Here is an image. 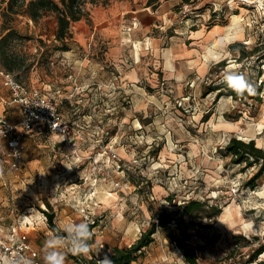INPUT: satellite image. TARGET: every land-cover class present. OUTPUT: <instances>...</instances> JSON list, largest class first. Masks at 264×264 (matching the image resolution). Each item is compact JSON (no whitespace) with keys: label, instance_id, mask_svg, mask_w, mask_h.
<instances>
[{"label":"rangeland","instance_id":"obj_1","mask_svg":"<svg viewBox=\"0 0 264 264\" xmlns=\"http://www.w3.org/2000/svg\"><path fill=\"white\" fill-rule=\"evenodd\" d=\"M125 4L87 3L90 16L71 25L68 51L55 39V14L34 23L24 14L4 16L0 4V32L5 23L16 30L12 50L31 64L19 74L22 82L57 99L75 127L71 136L80 155L78 161L72 158V149L59 138H28L25 187L14 185V214L6 223L30 214L38 221L54 212L63 236L71 224L95 221L90 243H102L92 247L101 257V249L134 243L161 210L179 213L195 199L204 203L203 210L158 228L150 256L137 264H157L159 254L158 264H166V257L168 264H186L184 250L170 245L171 234L186 239L196 264H259L264 250L254 262L248 260L264 247V177L254 189L245 187L257 169L242 171L243 165L231 163L220 149L233 137L254 139L264 148V0H172V17L149 30L117 11L101 22L93 19L96 11L126 9ZM236 43L253 55L231 51ZM158 53L175 60L172 74L157 72L164 62ZM108 57L116 63H97ZM87 59L85 66L81 62ZM133 66L139 70L134 77L127 73ZM232 73L262 85L260 101L229 96L222 85ZM209 86L222 88L203 95ZM101 193V202L115 193L109 209L96 198ZM212 207L220 214L205 218ZM115 219L132 230L106 236ZM49 230L48 223L28 230L42 257ZM63 249L65 264H77L69 248Z\"/></svg>","mask_w":264,"mask_h":264},{"label":"trees","instance_id":"obj_2","mask_svg":"<svg viewBox=\"0 0 264 264\" xmlns=\"http://www.w3.org/2000/svg\"><path fill=\"white\" fill-rule=\"evenodd\" d=\"M182 3H189L190 0H181ZM87 3L91 5L106 6L109 0H0V4L4 6L3 15L17 16L24 14L31 21L37 23V21L47 14H55L56 16V34L55 39L62 43L59 47L62 51L69 50V43L72 39L71 25L82 19H88L90 16L89 10L86 8ZM0 33V63L6 72H9L18 80L22 82V77L19 74H23L29 71L31 64L27 63L24 56H20L13 52V41L17 39V32L14 28L5 23ZM196 30V29H193ZM231 51H239L245 58L250 57V53L245 52L241 45L236 43L230 47ZM248 82V81H247ZM249 83V82H248ZM252 87V92L244 91L242 94H238L228 84L223 82V87L229 90V96L236 99L260 101L259 93L261 86L255 82L249 83ZM222 87L213 88L212 86L206 87L203 91V95L220 90ZM220 150H222L227 157L230 158V162L233 164L243 165V170L246 171L255 167L257 170L249 177L245 183V187L254 189L257 185V180L264 177V148L258 147L255 140L252 139L249 142H245L242 139L233 137L229 142ZM172 197H168V201H171ZM50 207V206H49ZM205 207L204 203L198 200L190 199L180 207L179 213H170L166 209L161 210L156 215V220L150 223L149 228L141 233V236L132 244L124 247L112 246L109 251L101 249V257H97L95 253H91V258L78 254V257H74L77 264H97L98 259H103L107 255L112 264H131L139 259H143L145 256V249L155 241V232L158 228L169 227L172 223L178 221L180 218L186 215L198 214ZM220 214V210L217 207H212L209 210L204 211V217L215 218ZM201 218H204V217ZM55 215L54 212H46V218L48 225L56 231L54 224ZM93 229L96 225H89ZM66 235V233H63ZM170 243L177 245L179 249L184 250V256L186 264H196V257L194 254L189 255L186 252V239L176 235H168ZM91 241V240H90ZM89 241V244L91 245ZM264 250L260 248L255 253L249 256L248 262H254L258 255ZM259 264H264V261H260Z\"/></svg>","mask_w":264,"mask_h":264},{"label":"built area","instance_id":"obj_3","mask_svg":"<svg viewBox=\"0 0 264 264\" xmlns=\"http://www.w3.org/2000/svg\"><path fill=\"white\" fill-rule=\"evenodd\" d=\"M0 77L3 80V87L10 93V99H0V107L3 106V109H0V158L6 161L9 173L19 174L22 171L27 149L25 140L28 137L59 138L61 143L68 144L72 149V158L78 161L80 155L76 152V142L71 136L75 127L65 120L58 107L57 99L42 90L20 83L11 73L3 70L1 65ZM13 105L19 111L16 119H12L6 109ZM111 154L112 160L117 161V155ZM99 164L96 160L94 161V166L100 171ZM5 185L10 186L9 183H5ZM42 220L48 222L45 215ZM23 223L16 219L7 232L0 235V254L11 257L18 253L31 259L33 264H40L30 238L22 229ZM93 224L95 221L89 225ZM170 245L175 246L173 243ZM70 253L72 254V252ZM72 256L78 257V254H72ZM162 262L168 264V258H162Z\"/></svg>","mask_w":264,"mask_h":264},{"label":"crops","instance_id":"obj_4","mask_svg":"<svg viewBox=\"0 0 264 264\" xmlns=\"http://www.w3.org/2000/svg\"><path fill=\"white\" fill-rule=\"evenodd\" d=\"M173 7L174 6L172 4V0H126V4H125L126 9L115 10L116 9L115 8L113 10L96 11L95 13H93V19L96 22H101L102 20L109 19L110 16L115 15L116 11H117V13L118 12L122 13L123 16L130 14L132 20L136 19L137 21H140V23H142L145 26V28H147L149 30L151 27H158L159 26L158 24H160V22H162V20H164L165 18L167 19V18L172 17ZM157 55L160 56V57H158V59L164 60V62L162 64V68L159 70L157 69V72H160L159 74H161L164 71L166 76H167V74L168 75L172 74L173 73L172 69L175 70V60H173L172 62L170 60L167 61L168 56L165 53H161V54L158 53ZM115 61L116 60H113L112 58L108 57V58L104 59V61L102 60V61L97 62V63H99L100 65L105 64V66L108 67V65H107L108 63L110 65H113L114 63H116ZM121 61H123V60H121ZM81 63H83L85 66H88V64L90 63V60L87 59ZM0 65H1V63H0ZM171 67H173V68H171ZM1 68L4 70L2 65H1ZM103 68H104V66H102L99 70H102ZM136 68H138V67L133 66L131 68H128L129 70L127 73L129 74V76L134 77V75L137 74L136 71H139V70L137 69L135 71ZM84 70L86 71V69H84ZM89 70L91 71L92 69L90 68ZM151 73H152V75L155 74V72H151ZM98 74L99 75L101 74L103 76L104 72L97 71V75ZM112 75H113V73H112ZM0 99H10V93L8 92V90L5 87H3L2 77H0ZM0 109H3V106H1ZM6 109L8 110L10 117L12 119H16V117L18 116V113H19L17 107L13 105V106H8ZM141 121L143 122L142 123L143 125H147V124L151 123L150 121H147V122L144 120H141ZM28 138H30V137H28ZM28 138H26V140H25L27 142V147H28V141H27ZM50 138L49 137H41V138H35V140L41 141V139H45L46 142H50V140H49ZM62 144H64V143H62ZM50 145L53 147V145L51 143H50ZM26 151H27V149H26ZM25 155H26V153H25ZM25 170H26V157H25L23 169L19 174L9 173L8 165H7L6 161H4L2 158H0V235H4L16 220V218H15L11 224L6 223V218L10 219V218H12V214H14V209H13V207H15L14 206V197H15L14 185L17 182V183H19V185H21V187H25V174H24ZM5 183H9L10 186L9 187L6 186ZM109 194H111V193H109ZM114 194L115 193H112L111 196H109L107 202L102 201L103 203L100 200V198H102L104 196L103 193L99 194L98 196L96 195V198H98L99 202L101 204H103V207H105L106 209H109L110 206L113 205L114 200L116 199L115 198L116 196ZM163 198H166V197H163ZM35 218H36V216L33 214H30V216L26 215V217H24V216L18 217V220H21L24 222L22 229L27 233V235H28V230L30 228L35 229L36 227L42 226L44 224L47 226L48 222H45V221L43 222L42 219H38V221H35L36 220ZM127 226H128L127 222H122V220H120V219H115L113 221V229L112 230L106 229L105 234H106V236H108V233L110 235L121 234V233L126 234V231L128 230ZM131 230H129V231H131ZM129 231H127V232H129ZM52 232H53L52 230H49L46 232V234L47 233L52 234ZM56 234H58L57 229H56ZM30 241H31L33 249L38 254L40 264H43L42 254L40 253L39 248L35 245V242L33 243V240H31V238H30ZM98 244L100 245L102 243L96 242L94 244L95 247H98ZM153 244H155V241L145 249L146 252H145L144 260L148 257V255H149L148 252H149V250H151ZM94 245H90L89 253H95V255H97V252H95V249L92 248V247H94ZM115 246H117V245H115ZM63 248H61V249H63L64 251L67 252L66 247H63ZM61 249H60V251H61ZM158 256L160 257L161 255L159 254ZM159 257L154 258L155 261L158 263H159ZM150 260H152V259H150ZM131 264H137V261L132 262Z\"/></svg>","mask_w":264,"mask_h":264},{"label":"clouds","instance_id":"obj_5","mask_svg":"<svg viewBox=\"0 0 264 264\" xmlns=\"http://www.w3.org/2000/svg\"><path fill=\"white\" fill-rule=\"evenodd\" d=\"M225 81L238 94H242L244 91L252 92L251 85L243 75L226 74ZM64 232L66 235L62 236L56 234V231L53 230L52 234L46 239L42 257L43 264H65V253L60 251L63 247H68L74 255L89 253V241L92 240L94 234L89 223L71 224L64 229ZM0 264H33V261L18 253L11 257L0 254ZM97 264H112V261L105 255L103 259H98Z\"/></svg>","mask_w":264,"mask_h":264},{"label":"bare ground","instance_id":"obj_6","mask_svg":"<svg viewBox=\"0 0 264 264\" xmlns=\"http://www.w3.org/2000/svg\"><path fill=\"white\" fill-rule=\"evenodd\" d=\"M233 20H234V23H237V21H238L235 15L233 16ZM136 46H137V49L140 48L139 47L140 45L138 43L136 44ZM135 54H136V52H135Z\"/></svg>","mask_w":264,"mask_h":264}]
</instances>
